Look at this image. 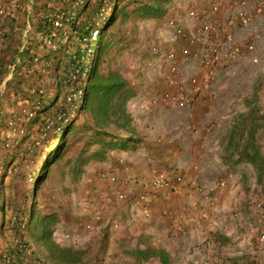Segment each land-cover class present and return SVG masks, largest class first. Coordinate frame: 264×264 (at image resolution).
<instances>
[{
    "label": "rangeland",
    "instance_id": "1",
    "mask_svg": "<svg viewBox=\"0 0 264 264\" xmlns=\"http://www.w3.org/2000/svg\"><path fill=\"white\" fill-rule=\"evenodd\" d=\"M212 1L171 0L167 5V11L159 17L143 18L130 14L121 31L126 35L128 42L124 45L123 50L118 51L111 58L112 65L123 71L136 88V96L129 100L127 108L134 119V127L140 140L138 143L146 142L147 137L150 139L154 136L152 134H156L157 138H161V140H165L167 137L170 144L174 142L175 145H171L175 148L174 152L177 151L176 157L178 158L171 166L172 169L178 166L196 164L193 162L195 160L189 159V157L192 152H197V155H200L198 165L203 168L196 170L200 173L203 171V174L196 175L193 179L194 185H189L190 189H193V191L190 190V193L195 194V202L192 204H195V210L191 209L189 216L187 215L188 218L191 217L189 223H179L177 226L175 224L176 229H174L170 228V225L164 226L166 222H163L164 217L161 216H157L153 222L150 219V221L144 220L145 218L136 209L137 204L135 202L134 204L132 202L131 207L121 203L113 208L119 185L102 181L100 174L114 167L117 168L118 172L119 167L126 165L123 154L124 158H121L124 163L119 164L118 159H116L117 156L113 153L115 149L109 150L105 159L89 156L83 163L80 172H71L72 167L66 165L63 160L59 161L38 192L40 202L46 204L45 209L55 210L58 215L59 220L55 226L54 234L60 240L59 242L68 244L71 241L61 239V235L67 232L77 235L78 242L74 243L76 245H80L89 239L86 244L89 251L88 255L90 257L92 255V260H89L88 264H129L130 261L124 253L123 246L134 247L138 240L167 251L171 260L170 264H205L204 259L206 258L201 249L205 240L211 241L215 247L221 248L224 252L221 259L211 257L206 264H264V247H258L255 243L256 229L258 228L254 225L253 228L248 227L247 230H244L243 219L245 217L243 214L237 210L238 215L236 217L232 215L235 212L232 209L234 202L237 204L241 200V203L251 205V198L256 195L257 186L261 185L262 181L257 180L255 171L249 164L228 162L225 150L234 118L249 112L253 113L255 118L257 116L259 123H261L257 138L259 148L264 155V10L257 12L251 24L244 28L237 27L234 30L235 38L242 45L251 42L253 48L240 58L229 60L220 66L215 79L204 95L195 98L194 102L188 103V100V102L176 105L161 104L154 106L147 101L149 91L159 93L170 90L167 85L168 76L174 77L182 72H189L185 69V65H182L183 62L187 61L183 60L182 62V57L178 53L174 69H172L173 64L171 65L164 57L165 50L171 45L172 23L183 25L193 31L199 23V19L196 17L190 19L187 16V11L193 8L198 9L199 12L208 11ZM221 1L228 8H232L235 4V0ZM38 2L40 0L29 1L30 5H34L30 9V29L25 36L27 37L25 47L29 46L27 49L31 50V54L39 55V60L35 67L33 62L28 61V55H26L24 62L19 64L18 68L16 67L17 71L13 75L24 82L18 88L20 91H24V88L33 85L40 86L44 91L51 87L47 81L49 69L45 73L39 71L42 75H35L33 71L37 66L44 65V60H41L42 55L47 49L53 48V46L32 47L42 41L41 34L35 32L36 28L33 25L38 17ZM123 2L124 4L127 3L129 7L134 5L132 0H123ZM172 18L174 21H171ZM1 21L0 28L3 30V35L0 38V90H2L0 95V128L7 127L6 121L11 119L14 121L12 126L15 128V134L11 137L10 145L4 149L1 148L0 163L7 154L11 153L13 148L25 146L30 140L38 138L40 133L38 123L28 122V117L31 116L23 111L26 109L31 112L32 107L30 101L23 99L25 94L15 95L14 84L10 81H6L4 90L1 86L9 75L7 74L9 64H4L7 56L11 55L24 42L20 29L26 25V21L22 15ZM153 43L158 45V52L150 51ZM10 47L13 49L11 50ZM159 71L161 72L160 76L157 74ZM39 82H41L40 85ZM47 96H51V93H48ZM200 103L206 105L210 111L208 114L206 112L207 115L205 116L198 115L197 105ZM197 116L200 117L198 120H196ZM81 119L83 118L78 119L77 123H81ZM194 122L196 125L198 122L208 124V127L203 130L208 139H206L205 144L199 143L197 145L195 143L198 128L192 126ZM166 142L168 141L166 140ZM80 145V142L76 143L77 148ZM171 145L169 146L171 147ZM144 146L147 150L148 146ZM91 149L94 151L96 147L89 149L90 153H93ZM148 151L150 150L148 149ZM192 167L194 168V166ZM38 169L39 167L33 168V172L35 171L33 177ZM157 173H159L158 170H155L154 174ZM11 176L12 173L9 170L5 177V185L11 180ZM219 177L227 181L231 180L232 193L228 192L219 197L215 205L205 204L208 207L211 206V208L209 207L210 215L202 218L199 216L201 193ZM96 179L104 182L107 188L101 190ZM88 182H93L91 190L93 187H98L99 192L94 194L89 191L90 189L87 191ZM106 193L113 194L111 195L112 204L104 209L107 222H117L118 225L110 227L114 230L106 231L104 229L106 234L100 238L102 236L101 225L93 220L91 209L85 206V200L93 198L95 201H101L102 196L104 197ZM235 197L236 199H234ZM188 205L187 203L184 206ZM136 215L141 217L140 220L146 224H150L147 232L137 233L140 225H133L131 220L128 221L132 217L136 218ZM83 222H91L93 231L89 232L90 229H84ZM241 225L243 226L241 227ZM121 227L123 231H126L118 233L117 229ZM129 228L133 229L132 233L128 232ZM228 231H238L242 235L238 241H235L226 234ZM148 264L159 263L150 260Z\"/></svg>",
    "mask_w": 264,
    "mask_h": 264
},
{
    "label": "trees",
    "instance_id": "2",
    "mask_svg": "<svg viewBox=\"0 0 264 264\" xmlns=\"http://www.w3.org/2000/svg\"><path fill=\"white\" fill-rule=\"evenodd\" d=\"M132 1L131 7L123 0H40L37 3L35 32L41 34L42 40L51 38L53 42V48L47 49L41 59L46 70L49 69L47 81L51 87L44 91L33 85L31 93L29 87L24 91L18 89L24 82L16 76L12 75L9 80L14 84V94H25V98H20L30 101L32 114L28 122L38 123L40 133L25 146L13 148L0 163V264H88L92 260L86 244L89 239L80 245L59 242L54 234L58 215L55 210L45 209L38 192L59 161L72 167L71 172H80L89 156L105 159L116 146L140 141L127 108L136 88L123 71L112 65L111 58L128 42L121 31L130 14L143 18L162 16L171 0ZM59 12L63 14L62 22L56 27L52 19ZM40 46L46 47L43 41L32 47ZM28 47L21 51L19 47L12 57L29 55L28 61L32 63L37 54H31ZM13 58L10 65L15 63ZM15 68L16 65L13 67L16 72ZM33 71L35 75H42L37 68ZM252 114L234 118L225 150L228 162L249 164L261 182L264 155L257 138L261 123ZM80 118H83L81 123H77ZM91 147H96L94 151L91 149L93 153L89 151ZM36 167L39 169L33 177ZM9 170L11 180L5 185ZM92 184L88 182L87 191ZM100 225V238L106 234L104 229L114 230L110 222ZM123 248L129 264H148L150 260L159 264L171 262L167 251L139 240L134 247Z\"/></svg>",
    "mask_w": 264,
    "mask_h": 264
},
{
    "label": "built area",
    "instance_id": "3",
    "mask_svg": "<svg viewBox=\"0 0 264 264\" xmlns=\"http://www.w3.org/2000/svg\"><path fill=\"white\" fill-rule=\"evenodd\" d=\"M234 3L232 8H228L221 0H213L210 3L208 11L203 10L199 12L198 9L194 8L188 10L187 16L190 19L195 17L199 19V23L193 29L194 32L189 28L188 30L183 25L172 23L171 45L165 50L164 57L171 65L173 64L172 69H174L178 53L182 57V62L183 60L187 61L183 62L182 65L184 64L185 69L189 70V72H182L175 75L176 77L174 75V77L168 76L167 85L170 90L159 93L149 91L147 101L150 105H176L188 102V100V103L194 102L195 98H200L209 89L220 66L229 60L240 58L253 48L251 42L242 45L233 33L237 27L244 28L253 22L257 12L264 10V0H235ZM22 5L20 0H0V20L13 18L14 10L20 8ZM62 16L63 14L60 12L55 15L52 19L54 26H61ZM171 21H174V19L172 18ZM29 29L30 26L24 31V36L27 35L26 33ZM2 35L3 30L0 28V38ZM54 35L55 32L53 31L52 36ZM42 41L46 47L53 46L51 38H44ZM158 50L159 47L156 44L153 45L152 51L158 52ZM38 60L39 56L35 55L33 58L35 67ZM13 67L11 68V72L13 71ZM37 68L41 73L46 72L44 66H37ZM10 74L7 79L11 78ZM157 74L160 76L161 72L159 71ZM28 91L32 93L34 88L30 86ZM23 111H26L25 113L29 115L32 114L28 112L29 110L23 109ZM13 122V120L8 119L6 121L7 127L0 128V140L3 148L10 145L11 137L15 134V128L12 126ZM118 162L121 164L124 163V160L120 157ZM187 176V169L180 167L175 171L173 179L162 175H154L148 180H140L144 191L134 201L137 204L136 208L139 210L140 215L146 220L152 216L151 209L144 201L146 190L172 189L175 184L183 182ZM100 179L109 184H117V168L114 167L101 172ZM188 182L194 185V180L188 178ZM226 186V179L217 178L206 190L202 191L199 207L200 217L206 218L210 215L208 208L215 205L219 195L223 193ZM90 191L96 194L99 192V189L98 187H93ZM112 202V196L106 193L104 197L102 196L101 201L87 198L85 206L91 209L93 220L101 224L108 221L104 209L110 206ZM251 203L257 211L259 218L264 222V191L257 199H253ZM205 204H210L211 206L208 207ZM232 215L236 217L238 214L235 211ZM110 225L116 227L118 223L110 222ZM82 226L84 229H92L91 222H83ZM226 234L232 236L235 241H238L242 235L238 231H229ZM61 239L64 241L71 240L73 244L78 242L77 235L71 232L63 233ZM255 243L258 247H264L263 225L256 229ZM201 249L206 258L204 259L205 264L211 257L221 259L224 255L222 249L215 247L209 240L203 242Z\"/></svg>",
    "mask_w": 264,
    "mask_h": 264
},
{
    "label": "crops",
    "instance_id": "4",
    "mask_svg": "<svg viewBox=\"0 0 264 264\" xmlns=\"http://www.w3.org/2000/svg\"><path fill=\"white\" fill-rule=\"evenodd\" d=\"M30 0H20V2H22V6L16 10H14V17L13 18H17L18 16H23L24 21H26V25H23L22 28L20 29V33L22 34V38H24V42L19 46V50L21 51L22 49H25V47L23 48V46H25V40L27 39V37L24 36V31L28 28V26H30L29 23V15H30V9H32V5L34 4H29ZM2 24V21L0 22V25ZM16 28V26L14 27V29ZM7 47V46H6ZM11 48V47H10ZM13 48H11L12 50ZM13 53H11V55H8L6 58V62L4 63L5 65L8 63L9 67H8V72L7 74H10L11 77L14 74L15 71L11 72V68L12 66L17 67V65L21 64L24 62V60L26 59V57L21 58L19 56H16L14 54L13 58L12 57ZM29 57V55H28ZM15 60V63L10 65V61L11 59ZM1 63V62H0ZM1 66V64H0ZM26 67V66H25ZM16 69V68H15ZM25 69V68H24ZM27 72V70H26ZM9 77V75L7 76ZM7 77L5 79H7ZM15 78V76H14ZM11 79V78H9ZM9 79L4 80L2 82V87L4 90L6 81H9ZM2 94V90H0V95ZM198 107V115L200 116H205L207 115L210 111L209 109L206 108V105L204 106L203 104L200 103V105H197ZM200 107V108H199ZM207 112V114H206ZM198 118H200L199 116H197L196 120H198ZM195 120V121H196ZM197 122V121H196ZM193 127H196L198 133H197V138L195 140V143L197 145H199V143H203L205 144L207 141V135H205L204 133V129L206 127H208V124H203V123H197V125L194 123H192ZM202 132V133H201ZM154 136H152L150 139L147 137V141L146 142H140V143H134L130 141L127 144H122V145H118L116 146L114 149L115 151L113 152L114 155H116V159H119L120 157H123L126 165H123L121 168L119 167L118 170V182L117 184L119 185L118 188L119 190H117L118 192L115 194V200H114V204H113V208H115L116 205L119 206V204H123L124 206H128L131 207L134 204V201L136 200V198L138 197L139 194H141L144 190L140 184V180H148L153 176V173L155 172V170H158L159 174H162L164 176H166L167 178L173 179L175 176V169H172L171 166L173 165L174 161H176V159L178 157H176L177 155V151L174 152L173 146L175 145V143L173 142V146L170 144V140L166 137L165 140H161V138H157L158 136H156V134H152ZM170 135L168 134V137ZM164 137V136H162ZM173 137V136H171ZM146 139V138H144ZM152 139V141H151ZM157 139V140H156ZM166 140L168 142H166ZM208 140V139H207ZM159 142V143H158ZM176 142V141H175ZM177 143V142H176ZM148 146V149L150 151L145 150V146ZM171 145V147L169 146ZM171 148H173L171 150ZM143 150V151H142ZM145 150V151H144ZM123 154V156H122ZM200 155H197V152H192L191 156L189 157V159H194L195 161H193L196 164H192V165H187L185 166L187 169V178L181 182V183H177L173 186L172 190L171 189H149L145 191V196H144V201L148 204L149 208L151 209L152 212V219L149 218L150 220H155L157 219V216H161L162 218L164 217L163 222L165 223L164 226H168L170 225V228H174L176 229V227L174 226L176 224L179 225L180 224H184V223H189V221L191 220V217L188 218L189 216V211H191V209L195 210V204L192 205L195 201H194V193H190V190L193 191V189H190L189 187V182H188V178L190 179H194V177H196V175H198L200 172H198L196 169H202L203 167L200 165H198V157ZM208 162V161H206ZM122 164V163H121ZM194 166V168L192 167ZM201 173L203 174V171H201ZM200 173V174H201ZM96 181L98 182V184L101 187V190H105L106 184L104 182H100V180L96 179ZM116 184V185H117ZM171 191V192H170ZM173 191V192H172ZM264 191V180H262V184L257 186L256 189V195H254L251 198V202H253V199H257L260 194ZM232 193V189H231V180L228 181L226 188L224 189L223 193L221 195H219V197L224 196L227 193ZM111 195H113L111 193ZM218 197V198H219ZM250 197V196H248ZM236 199V197L234 198ZM233 199V200H234ZM133 202V204H132ZM217 202V201H216ZM189 204L188 206H184L185 204ZM131 205V206H130ZM137 209V208H136ZM233 210L235 211H239L240 213L243 214V216L245 217V219H243V223L245 225L244 230H247L248 227H252L255 225L257 228H260L261 225L264 226V222L259 218V215L257 213V211L254 209V206L252 205H246L245 203H241V200H239L237 202V204L234 202V205L232 207ZM137 211V210H136ZM209 211V208H208ZM188 215V216H187ZM137 216V215H136ZM141 217L137 216L136 218L132 217L130 219H128V221L132 222L133 225L139 224V229L137 230V233L139 232H147L148 228H150V224H146V222L140 220ZM148 219V220H149ZM250 219V222H249ZM146 220V219H144ZM149 220V221H150ZM248 220V221H247ZM148 221V222H149ZM243 225H241L242 227ZM134 227V226H133ZM123 228L121 227L120 229L117 230L118 233L124 232L126 230H122ZM131 228L128 229V232L132 233ZM251 231V230H250ZM229 232V231H228ZM241 233V232H239Z\"/></svg>",
    "mask_w": 264,
    "mask_h": 264
},
{
    "label": "clouds",
    "instance_id": "5",
    "mask_svg": "<svg viewBox=\"0 0 264 264\" xmlns=\"http://www.w3.org/2000/svg\"><path fill=\"white\" fill-rule=\"evenodd\" d=\"M171 30H172V29H171ZM135 96H136V94H135ZM135 96H133V98H134ZM180 167H185V166H178V167H176V170H177L178 168H180ZM185 168H186V167H185ZM187 169H188V168H187ZM176 170H175V171H176ZM154 173H155V172H154ZM154 173H153V176H154V175H162V174H159V173H157V174H154ZM162 176H164V175H162ZM219 178H220V177H219ZM216 179H217V178H216ZM191 180H193V179H191ZM227 183H228V181H227ZM189 184H190V183H189ZM190 185H191V184H190ZM171 190H172V189H171ZM250 198H251V197H250ZM217 200H218V199H217ZM199 207H200V206H199ZM151 217H152V216H151ZM151 217H150V218H151ZM240 234H241V233H240Z\"/></svg>",
    "mask_w": 264,
    "mask_h": 264
}]
</instances>
